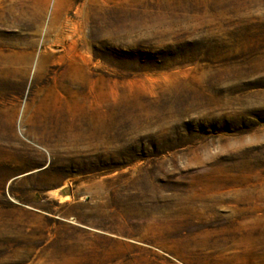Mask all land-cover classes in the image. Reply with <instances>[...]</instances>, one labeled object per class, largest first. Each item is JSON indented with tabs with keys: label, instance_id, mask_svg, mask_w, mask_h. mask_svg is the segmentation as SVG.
Returning <instances> with one entry per match:
<instances>
[{
	"label": "rangeland",
	"instance_id": "rangeland-1",
	"mask_svg": "<svg viewBox=\"0 0 264 264\" xmlns=\"http://www.w3.org/2000/svg\"><path fill=\"white\" fill-rule=\"evenodd\" d=\"M0 264H264V0H0Z\"/></svg>",
	"mask_w": 264,
	"mask_h": 264
}]
</instances>
